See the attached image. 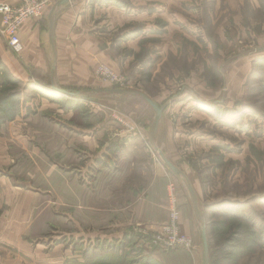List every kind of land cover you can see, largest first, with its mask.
I'll return each instance as SVG.
<instances>
[{
	"label": "rangeland",
	"instance_id": "1",
	"mask_svg": "<svg viewBox=\"0 0 264 264\" xmlns=\"http://www.w3.org/2000/svg\"><path fill=\"white\" fill-rule=\"evenodd\" d=\"M121 1L87 0L91 15L101 14L96 26L108 19L99 7L110 3L115 64L98 62V84L73 87L80 95L43 106L30 74L15 88L3 87L0 75V91L20 90L4 104L8 115L19 104V113L0 120V254L22 255V264H164L155 250L159 257L191 253L149 241L169 220L171 205L168 219L154 228L136 222L120 238L110 231V203L106 198L105 207L101 198L110 190V168L119 169L125 153L126 167L146 165L147 184L155 165L173 177L167 184L184 199L191 221L190 181L207 229L209 264H264V0ZM100 64L120 83L97 73ZM35 75L53 85L48 73ZM135 92L163 108L156 130L154 109ZM158 149L185 176L175 174ZM92 195L100 199L94 208ZM23 201L33 205L36 227L21 244L7 239L1 224Z\"/></svg>",
	"mask_w": 264,
	"mask_h": 264
},
{
	"label": "crops",
	"instance_id": "2",
	"mask_svg": "<svg viewBox=\"0 0 264 264\" xmlns=\"http://www.w3.org/2000/svg\"><path fill=\"white\" fill-rule=\"evenodd\" d=\"M0 2L18 4L20 0H0ZM56 4L49 8L47 13L45 12V19L44 16L29 19L21 26L19 35L24 45L22 54L14 55L12 50L7 49L5 40L0 35V54L4 63L21 80L28 78L27 68H39L48 73L53 85L58 87L94 86L98 84L93 75V70L98 62L115 64L112 40L110 39V3L103 8L99 7L103 13H107L108 19L97 26L94 25V20L101 14H98L99 10L97 9L96 14L91 15V5L87 0H71L64 5ZM56 13H58L57 16ZM122 19H125L123 15ZM44 20L47 21L48 27ZM98 27H105L106 31H99ZM47 37L48 45L45 40ZM41 100L43 101L42 105L45 106L47 99L42 97ZM48 103V105L60 106L59 103ZM68 115L73 116V113ZM17 120L18 117L9 124L15 123ZM65 135L69 137L68 133ZM92 145L93 141H89V146L92 147ZM136 157L135 154L131 155V160L136 162ZM126 158V154L123 153L119 159V169L110 168V182H108L110 190L108 187L106 197L101 198L102 202L106 203L105 207H109L107 199L110 203V231H115V236L120 238L127 230L126 228L133 223L141 222L142 225H147L150 228L162 224L168 219L171 198L174 197L182 212L181 230L194 236L195 246L191 253L186 250H177L172 251L166 257H159L160 250H155L153 256L157 259L161 258L164 264H204V258L200 261L203 250L198 241L199 231L202 233L203 230V226L200 225L201 218L197 213L194 220L190 221L186 217L184 199H180L174 186L168 185L173 181V177L164 171L161 165H155L153 175L149 177L147 184L146 171L143 170L146 165L143 164L144 168L142 169L140 165L138 169H135L134 163H132L133 166L129 164L126 167L124 163ZM141 177L145 179L141 180ZM130 183H132L131 186H129ZM65 186L68 184L66 183ZM75 186L78 187L77 180ZM82 191L84 192L85 188H82ZM91 199L96 203L93 208L98 206L97 203L100 199L93 195ZM31 208L33 205L23 201L19 206L17 205L12 217L2 221L1 231L7 239L22 244L25 242L22 241L23 235L33 233L36 225L34 224V212L30 210ZM2 251L0 264H22V255H13L9 251ZM146 253L147 251L142 254V258L143 256L144 258L148 257Z\"/></svg>",
	"mask_w": 264,
	"mask_h": 264
},
{
	"label": "built area",
	"instance_id": "3",
	"mask_svg": "<svg viewBox=\"0 0 264 264\" xmlns=\"http://www.w3.org/2000/svg\"><path fill=\"white\" fill-rule=\"evenodd\" d=\"M58 0H20L18 4H0V35L7 41L14 53L23 52L24 45L19 35L21 26L29 19L39 18L51 8ZM97 73L111 82L121 81V77L114 73L109 66L100 64ZM149 236L151 245L163 249L183 248L191 250L195 246L192 237L183 234L180 227V212L174 197L171 198L170 218L160 230H156ZM146 237L143 240L146 242Z\"/></svg>",
	"mask_w": 264,
	"mask_h": 264
},
{
	"label": "trees",
	"instance_id": "4",
	"mask_svg": "<svg viewBox=\"0 0 264 264\" xmlns=\"http://www.w3.org/2000/svg\"><path fill=\"white\" fill-rule=\"evenodd\" d=\"M115 1L117 4L123 5V2L121 0H115ZM0 72H1L0 75H2V77H3L2 81H1V84H3V87L13 86L15 88V87H19V85L22 84L21 79H19L16 75H14L8 69V67L6 66V64L3 61L2 62L0 61ZM39 73L44 74L45 72L39 68L30 69V72H29V74H30L29 79L30 80H29V82L35 81L36 83H38V84L34 85L33 91L37 95H40L43 98L49 99L52 102L64 103L63 102V98H64L63 94H60V93L56 92L55 90H53L51 82H49L47 79H45L44 77H38V75H35V74H39ZM67 88L74 90V91L78 90V88H73V87H67ZM19 91L20 90L0 91V120H1V123H3L4 121H7L9 119L14 118L19 113V111H20V109L18 107L19 104H18V106L10 107V112H11L10 115H8L6 113L7 110L9 109V107H7V108L4 107L5 102H9L13 97L20 95ZM128 237H130V235L128 236L126 234L123 239H128ZM128 240L130 241V238ZM151 264H155V263H152V261H151Z\"/></svg>",
	"mask_w": 264,
	"mask_h": 264
},
{
	"label": "water",
	"instance_id": "5",
	"mask_svg": "<svg viewBox=\"0 0 264 264\" xmlns=\"http://www.w3.org/2000/svg\"><path fill=\"white\" fill-rule=\"evenodd\" d=\"M71 0H59L58 4L60 5H64L68 2H70ZM53 90L59 92L60 94L63 95H67V96H78L80 95V91L76 90H69L66 88H62V87H58L56 85H52ZM119 92H125L124 90H116ZM135 94L140 95L155 111L156 116H155V122H154V130L157 129L160 118L162 116L163 113V108L160 107L151 97H149L146 93L144 92H135ZM163 160L165 161V163L168 165V167L177 175H183L185 176L184 171L178 167L174 162H172L164 153L161 149H158ZM188 188L189 191L191 193V197L193 200V204H194V208L196 210V213L198 214V216L203 220V215L202 212L200 211L199 205H198V198H197V194L192 186V184L190 183V181H188ZM202 238H203V246H204V264H209V241H208V235H207V229H206V225L203 226V231H202Z\"/></svg>",
	"mask_w": 264,
	"mask_h": 264
},
{
	"label": "bare ground",
	"instance_id": "6",
	"mask_svg": "<svg viewBox=\"0 0 264 264\" xmlns=\"http://www.w3.org/2000/svg\"><path fill=\"white\" fill-rule=\"evenodd\" d=\"M58 3V2H57ZM56 4V3H55ZM57 92V91H56ZM59 93V92H58Z\"/></svg>",
	"mask_w": 264,
	"mask_h": 264
}]
</instances>
